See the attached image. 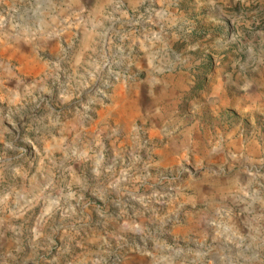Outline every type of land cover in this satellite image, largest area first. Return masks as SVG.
I'll use <instances>...</instances> for the list:
<instances>
[{
    "label": "clouds",
    "instance_id": "clouds-1",
    "mask_svg": "<svg viewBox=\"0 0 264 264\" xmlns=\"http://www.w3.org/2000/svg\"><path fill=\"white\" fill-rule=\"evenodd\" d=\"M0 264H264V0H0Z\"/></svg>",
    "mask_w": 264,
    "mask_h": 264
}]
</instances>
